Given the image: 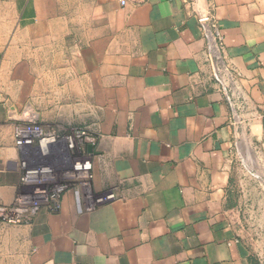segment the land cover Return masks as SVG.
<instances>
[{
  "label": "crops",
  "instance_id": "0c3cea01",
  "mask_svg": "<svg viewBox=\"0 0 264 264\" xmlns=\"http://www.w3.org/2000/svg\"><path fill=\"white\" fill-rule=\"evenodd\" d=\"M0 43V204L19 191L26 108L86 130L92 189L119 195L87 211L67 190L1 224L0 264H264V177L233 162L240 146L264 172V0H0Z\"/></svg>",
  "mask_w": 264,
  "mask_h": 264
},
{
  "label": "built area",
  "instance_id": "2783aa9c",
  "mask_svg": "<svg viewBox=\"0 0 264 264\" xmlns=\"http://www.w3.org/2000/svg\"><path fill=\"white\" fill-rule=\"evenodd\" d=\"M200 22L208 50L215 57L222 42L220 31L208 17L200 18ZM215 78L225 89L219 71ZM25 114V120L14 131V143L22 154L20 187L12 203L0 204V225L28 224L44 209H59L67 190H75L87 204V211L119 198L115 191L96 193L92 189V161L87 144L94 138L86 130H47L29 108Z\"/></svg>",
  "mask_w": 264,
  "mask_h": 264
},
{
  "label": "rangeland",
  "instance_id": "374dc122",
  "mask_svg": "<svg viewBox=\"0 0 264 264\" xmlns=\"http://www.w3.org/2000/svg\"><path fill=\"white\" fill-rule=\"evenodd\" d=\"M233 162L234 165L238 167L239 179H243L246 177H251L252 179H259L264 177V172L260 171L259 169L252 170L255 163L250 155L247 157L245 156V153L241 150L240 146L236 147L234 150ZM241 220L242 221L240 222V225L244 228L246 232H248L249 236L250 232H256L255 228H257V220H255V218L250 212H244V214H242Z\"/></svg>",
  "mask_w": 264,
  "mask_h": 264
},
{
  "label": "water",
  "instance_id": "95a60500",
  "mask_svg": "<svg viewBox=\"0 0 264 264\" xmlns=\"http://www.w3.org/2000/svg\"><path fill=\"white\" fill-rule=\"evenodd\" d=\"M197 14L200 18H205L208 16V12L207 9L205 8V6H203L201 9L197 10Z\"/></svg>",
  "mask_w": 264,
  "mask_h": 264
}]
</instances>
